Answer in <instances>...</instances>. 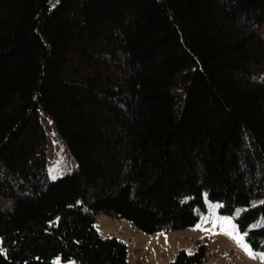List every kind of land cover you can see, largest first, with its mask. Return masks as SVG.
Returning a JSON list of instances; mask_svg holds the SVG:
<instances>
[{
  "label": "trees",
  "instance_id": "trees-1",
  "mask_svg": "<svg viewBox=\"0 0 264 264\" xmlns=\"http://www.w3.org/2000/svg\"><path fill=\"white\" fill-rule=\"evenodd\" d=\"M207 200L264 252V0H0V264H129L97 214L157 234Z\"/></svg>",
  "mask_w": 264,
  "mask_h": 264
},
{
  "label": "rangeland",
  "instance_id": "rangeland-1",
  "mask_svg": "<svg viewBox=\"0 0 264 264\" xmlns=\"http://www.w3.org/2000/svg\"><path fill=\"white\" fill-rule=\"evenodd\" d=\"M49 142L48 170L50 177L56 179L72 169L76 162L58 138L52 136ZM207 201L208 209L189 229L151 234L139 229L132 221L103 213L96 215L95 224L103 236H116L127 242L129 264H169L180 250L194 253L201 244L208 246L207 264H264V252L255 251L250 246L255 254L250 256L233 236L225 233V217L233 218L232 222L238 228L235 215L223 214L219 202ZM259 202L255 200L254 204ZM245 241L250 245L246 237ZM57 261L64 264L60 257L55 258L56 264Z\"/></svg>",
  "mask_w": 264,
  "mask_h": 264
},
{
  "label": "snow or ice",
  "instance_id": "snow-or-ice-1",
  "mask_svg": "<svg viewBox=\"0 0 264 264\" xmlns=\"http://www.w3.org/2000/svg\"><path fill=\"white\" fill-rule=\"evenodd\" d=\"M232 220L233 218H224V223L226 225L224 228L225 233L233 236V238L237 240V242L245 249L246 252H248L250 256H254L255 254L253 253L250 245H248L245 241L247 233H239L237 226L233 224ZM2 251L3 249H0V252ZM189 254H191V252H189ZM57 264H59V261H57Z\"/></svg>",
  "mask_w": 264,
  "mask_h": 264
}]
</instances>
